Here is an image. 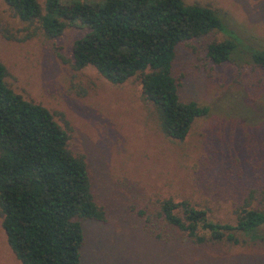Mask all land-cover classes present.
<instances>
[{
    "label": "rangeland",
    "instance_id": "rangeland-1",
    "mask_svg": "<svg viewBox=\"0 0 264 264\" xmlns=\"http://www.w3.org/2000/svg\"><path fill=\"white\" fill-rule=\"evenodd\" d=\"M71 1L104 0H60ZM183 1L211 8L228 31L264 49V0ZM38 3L43 10L45 0ZM84 34L68 27L49 39L37 21H20L0 0L5 82L67 131L69 149L84 159L94 201L105 213L103 223L83 222L80 264H264V245L189 247L155 215L163 200L172 199L233 224L246 201L263 204L264 68L246 57L214 65L206 48L227 38L220 32L180 44L172 66L180 99L209 112L183 141L171 140L138 78L114 85L92 67L75 68L72 46ZM1 223L0 264H21Z\"/></svg>",
    "mask_w": 264,
    "mask_h": 264
},
{
    "label": "trees",
    "instance_id": "trees-1",
    "mask_svg": "<svg viewBox=\"0 0 264 264\" xmlns=\"http://www.w3.org/2000/svg\"><path fill=\"white\" fill-rule=\"evenodd\" d=\"M3 1L20 21H37L49 39L68 27L84 30L72 46L75 68L92 67L114 85L138 78L161 132L171 140L183 141L194 121L209 112L180 99L172 75L180 44L220 32L227 38L206 48L214 65L246 57L264 68V49L228 31L211 8L183 0H104L93 5L45 0L43 10L38 0ZM6 77L0 62V218L8 247L21 264H80L83 222L105 221L86 163L70 151L69 135L53 115L11 90ZM262 199L256 207L246 201L233 224L214 222L207 209L172 199L163 200L155 215L189 247L259 246L264 245Z\"/></svg>",
    "mask_w": 264,
    "mask_h": 264
},
{
    "label": "crops",
    "instance_id": "crops-1",
    "mask_svg": "<svg viewBox=\"0 0 264 264\" xmlns=\"http://www.w3.org/2000/svg\"><path fill=\"white\" fill-rule=\"evenodd\" d=\"M18 261V260H17Z\"/></svg>",
    "mask_w": 264,
    "mask_h": 264
}]
</instances>
